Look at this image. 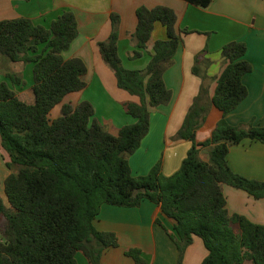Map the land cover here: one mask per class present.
Wrapping results in <instances>:
<instances>
[{
    "label": "trees",
    "instance_id": "trees-1",
    "mask_svg": "<svg viewBox=\"0 0 264 264\" xmlns=\"http://www.w3.org/2000/svg\"><path fill=\"white\" fill-rule=\"evenodd\" d=\"M184 1L207 8L213 0ZM136 15L132 59L142 56L157 22L166 28L167 39L155 42L145 70L127 69L118 49L120 16L111 14L112 32L99 43L100 53L118 87L140 98V103L124 104L136 122L117 134L99 122L90 101L64 103L67 95L88 86L83 59L63 56L79 35L73 10L64 11L50 28L25 17L0 21L2 61L32 67L28 102L9 83H0V145L10 158L7 167L14 171L4 180L0 175V264H78V253L91 264H101L103 252L119 245L115 233L95 227L103 205L133 208L145 200L159 205L175 221L171 237L179 251L177 264H183L195 237L208 251L201 264H264V224L244 215L231 216L223 190L229 185L264 198V181L235 173L227 159L230 148L244 140L264 144V126H233L226 119L248 96L243 77L253 67L244 58L246 42L234 40L223 46L227 66L209 101L207 77L200 69L207 49L195 56L193 73L202 85L174 137L192 143L180 169L166 177L160 160L147 175L134 176L129 158L150 131V108L172 101L164 75L184 43L182 34L190 32L178 30V16L168 6H141ZM4 75L14 86L27 84L22 73ZM58 105L60 115L53 118ZM211 106L222 112V118L211 136L199 142L197 132ZM202 149L208 151L207 161L200 158ZM126 255L145 264L140 249H130Z\"/></svg>",
    "mask_w": 264,
    "mask_h": 264
},
{
    "label": "crops",
    "instance_id": "crops-1",
    "mask_svg": "<svg viewBox=\"0 0 264 264\" xmlns=\"http://www.w3.org/2000/svg\"><path fill=\"white\" fill-rule=\"evenodd\" d=\"M159 5L174 9L178 16V30L187 29L190 32L182 34L184 43L175 55L174 64L164 75L167 87L173 92L172 101L168 105L150 108V131L140 148L129 158L134 176L147 175L160 160L166 177L180 169L192 143L175 140L174 137L200 92L202 79L193 73V67L195 56L205 49L207 53L203 55L204 63L200 69L207 77L209 101L215 94L217 79L227 66L221 55L223 46L234 40L246 42L248 50L244 58L253 67L243 77L248 96L226 119L233 126H264V0H213L207 8L188 4L184 0H0V21L25 17L36 25L50 28L64 11L75 12L79 35L63 56L65 59H83L88 68L84 77L88 86L67 95L64 103L76 105L83 100L90 101L95 106L96 118L112 134L136 122L125 111L124 104L140 103V98L118 87L115 74L102 58L99 43L109 38L112 32L111 14L117 13L120 16L118 49L122 63L130 70H145L155 42L167 39V31L157 22L142 56L132 59L131 54L136 49L132 39L138 24L136 11L141 6L153 8ZM14 64L2 61L0 57V83H9L4 74L12 71L10 67ZM91 86H94L93 91L88 93ZM60 110L61 105H58L52 117H58ZM221 118L222 112L211 106L197 132V140L202 142L209 138ZM200 158L208 160L207 149L200 151ZM227 159L235 173L264 181L263 143L244 140L230 148ZM223 190L231 216L244 215L254 223L264 224V198L256 199L244 190L229 185H224ZM94 224L101 232L115 233L119 242L117 247H109L103 252L101 264H137L126 255L130 249H140L145 264L178 263L179 251L171 237L175 221L167 218L160 206L149 200L133 208L105 204ZM233 227L238 226L234 224ZM207 255L202 239L195 237L186 251L183 264H201ZM76 258L78 264H91L82 253H78Z\"/></svg>",
    "mask_w": 264,
    "mask_h": 264
},
{
    "label": "rangeland",
    "instance_id": "rangeland-1",
    "mask_svg": "<svg viewBox=\"0 0 264 264\" xmlns=\"http://www.w3.org/2000/svg\"><path fill=\"white\" fill-rule=\"evenodd\" d=\"M10 69L13 72H17V73H22L23 74V77H24V79L27 82V84L25 86H14L10 81H9V84L18 92L20 99H22L23 101L28 102V100H29L28 99V95L30 94V91H31L30 87H31V84H32V71H31V69H29L27 66H24L23 64H20V63L19 64L15 63L13 65V67L12 66L10 67ZM93 87L94 86H91V88L88 91V93L89 92L92 93ZM9 161H10V158H9L8 153L0 145V175H1L2 180H4L5 177L8 174L13 172V169H9L7 167V163ZM1 193H2L3 198L5 199V203H6L7 207H9V203H8L7 197L5 195L3 186L1 187Z\"/></svg>",
    "mask_w": 264,
    "mask_h": 264
}]
</instances>
